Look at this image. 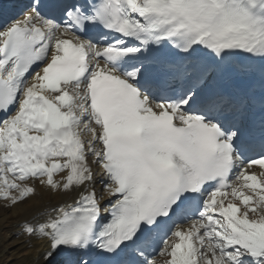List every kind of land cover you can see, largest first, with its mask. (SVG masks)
<instances>
[{"label":"snow or ice","instance_id":"6c2138e0","mask_svg":"<svg viewBox=\"0 0 264 264\" xmlns=\"http://www.w3.org/2000/svg\"><path fill=\"white\" fill-rule=\"evenodd\" d=\"M42 191L71 202L19 223L31 264H264V0H26L0 25V201Z\"/></svg>","mask_w":264,"mask_h":264},{"label":"bare ground","instance_id":"6f19581e","mask_svg":"<svg viewBox=\"0 0 264 264\" xmlns=\"http://www.w3.org/2000/svg\"><path fill=\"white\" fill-rule=\"evenodd\" d=\"M16 3H25V0H0V11L10 8H16ZM20 13L15 16L19 18ZM101 188L97 182V189ZM71 202V195H51L42 191V195L33 197L32 200H26L16 208L7 209L2 206L0 211V264H31L25 254L29 251L28 245L38 248L42 241L32 239L26 236L16 235L19 232V223L25 218H31L43 207L55 205L57 202ZM3 204V201H0ZM31 205V207H29ZM1 209V207H0Z\"/></svg>","mask_w":264,"mask_h":264},{"label":"rangeland","instance_id":"374dc122","mask_svg":"<svg viewBox=\"0 0 264 264\" xmlns=\"http://www.w3.org/2000/svg\"><path fill=\"white\" fill-rule=\"evenodd\" d=\"M2 205H3L2 202H0V207H1L0 211L3 209V208H2Z\"/></svg>","mask_w":264,"mask_h":264}]
</instances>
